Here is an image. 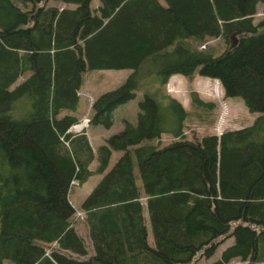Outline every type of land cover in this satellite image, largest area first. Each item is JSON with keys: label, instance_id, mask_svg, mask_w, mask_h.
<instances>
[{"label": "trees", "instance_id": "obj_1", "mask_svg": "<svg viewBox=\"0 0 264 264\" xmlns=\"http://www.w3.org/2000/svg\"><path fill=\"white\" fill-rule=\"evenodd\" d=\"M47 1L0 0V264H194L227 237L212 264H264V19L253 18L264 0H98L94 8L56 0L73 9ZM215 38L224 45L217 54L197 49ZM122 68L132 71L92 100L88 124L110 127L140 79L158 86L162 101L143 93L135 122L96 149L98 172L111 150L122 154L79 205L87 255L67 197L70 182L89 175L93 152L83 130L67 129L79 120L82 72ZM194 73L259 114L241 128L183 139L186 112L162 88L171 75ZM189 101L214 105L195 91ZM162 133L175 140L150 143Z\"/></svg>", "mask_w": 264, "mask_h": 264}, {"label": "rangeland", "instance_id": "obj_2", "mask_svg": "<svg viewBox=\"0 0 264 264\" xmlns=\"http://www.w3.org/2000/svg\"><path fill=\"white\" fill-rule=\"evenodd\" d=\"M160 1L162 2V0ZM97 5L98 0H91V8H94ZM46 6H54L58 9L74 8L72 4H63L56 0H48L46 2ZM253 18L255 20L264 19V13L262 12V7L260 4L256 6V12L254 13ZM203 44V48H200L202 45L201 44L197 46V49H213V51H217H211L214 55L217 54L224 46L219 38L210 39ZM192 45L195 46L196 44L193 43ZM131 71V69L122 68L86 69L84 72H82L77 90L78 105L74 113L79 119L78 123L80 122L81 118L89 116L90 104L94 98L106 91L115 89L125 80ZM25 76V74L18 76L10 87L18 84L24 79ZM162 90L168 93L170 96L176 98L185 110L186 115L183 120L182 137L183 139L189 141L195 142L204 135L220 134L226 129H237L250 125L255 117L259 114L254 111H249L240 97H223L222 90L216 80L199 76L196 73H194L190 78H185L178 75V77L174 78L170 84L163 86ZM191 91H195L204 101L207 100L214 102V105L211 108H202L198 106L195 107L189 101V93ZM143 93L151 95L158 102L162 101L160 97L162 94L160 88L151 84L149 78L140 79L139 89L135 91L134 97L122 104H119L113 109L112 124L110 127L104 128L99 124H88L82 129L83 133L88 139L91 149L94 150H92L93 159L87 166L89 175L83 181V183L78 184L76 180H72L70 182L67 198L73 208V212L70 216L71 226L77 235L82 238L87 255L92 253V247L88 237L87 225L85 223V212L79 208V205L84 197L91 192L93 187L102 178V176L111 168L116 159L122 154V152L119 150H111L106 166L101 172H98L96 170V149L99 145L104 143V140L108 135L115 134L122 129V118L127 119L130 123L135 122L137 101L141 98ZM174 140V137L170 133H162L158 138L151 140L150 143L153 145L157 144L159 147H162ZM134 172L136 174V185L140 186L137 170L135 169ZM144 198L145 196L139 187V200L142 203L141 211L143 223L146 229V240L151 246L152 239ZM230 238L231 237H227L221 243H219L212 256L205 258L200 255L201 257H199L194 264H212L215 259H218V252L229 244L228 240ZM55 246L56 245L54 243H51L49 247L46 248L44 253L48 255L47 252H49V250ZM87 255H85V257H87ZM3 264L10 263L4 261ZM232 264H239V260ZM243 264H246V262H243Z\"/></svg>", "mask_w": 264, "mask_h": 264}, {"label": "built area", "instance_id": "obj_3", "mask_svg": "<svg viewBox=\"0 0 264 264\" xmlns=\"http://www.w3.org/2000/svg\"><path fill=\"white\" fill-rule=\"evenodd\" d=\"M87 125H88V118L87 117H83V118L80 119L79 123L71 125L67 129V132L78 133V132L82 131L83 127H85Z\"/></svg>", "mask_w": 264, "mask_h": 264}, {"label": "crops", "instance_id": "obj_4", "mask_svg": "<svg viewBox=\"0 0 264 264\" xmlns=\"http://www.w3.org/2000/svg\"><path fill=\"white\" fill-rule=\"evenodd\" d=\"M59 2H60V1H59ZM73 6H74V5H73ZM177 77H178V75H177V76H172V75H171V76L168 78V81H167L166 85L170 84V82L173 81V79H174V78H177ZM166 85H165V86H166ZM121 121H122V123H123V121H128V120L125 119V118H122ZM92 150H93V149H92ZM93 151H94V150H93ZM231 242H232V239L230 238V239L228 240V243H229L228 245H230ZM228 245H226V246H228ZM226 246H225V247H226ZM225 247H223V248L218 252V254H217L218 257H219L220 252H221ZM215 260H216V259H215ZM215 260H214V261H215ZM237 260H238L237 258H232V259H230V260H229L227 263H225V264L236 263Z\"/></svg>", "mask_w": 264, "mask_h": 264}, {"label": "water", "instance_id": "obj_5", "mask_svg": "<svg viewBox=\"0 0 264 264\" xmlns=\"http://www.w3.org/2000/svg\"><path fill=\"white\" fill-rule=\"evenodd\" d=\"M233 40V38H232ZM235 41L233 40L231 43H230V47H232L234 45Z\"/></svg>", "mask_w": 264, "mask_h": 264}]
</instances>
